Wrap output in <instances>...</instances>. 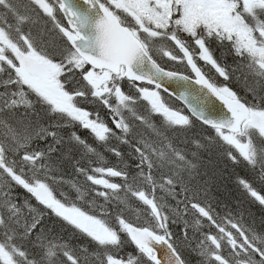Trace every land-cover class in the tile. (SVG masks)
Masks as SVG:
<instances>
[{"label":"snow or ice","instance_id":"obj_1","mask_svg":"<svg viewBox=\"0 0 264 264\" xmlns=\"http://www.w3.org/2000/svg\"><path fill=\"white\" fill-rule=\"evenodd\" d=\"M0 264H264V0H0Z\"/></svg>","mask_w":264,"mask_h":264}]
</instances>
